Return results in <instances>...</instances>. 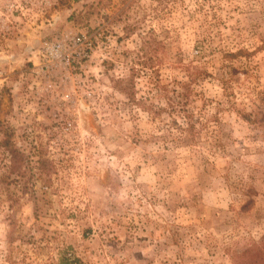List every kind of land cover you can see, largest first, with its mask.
Wrapping results in <instances>:
<instances>
[{
  "label": "rangeland",
  "instance_id": "obj_1",
  "mask_svg": "<svg viewBox=\"0 0 264 264\" xmlns=\"http://www.w3.org/2000/svg\"><path fill=\"white\" fill-rule=\"evenodd\" d=\"M259 110L264 0H0V264H264Z\"/></svg>",
  "mask_w": 264,
  "mask_h": 264
},
{
  "label": "built area",
  "instance_id": "obj_2",
  "mask_svg": "<svg viewBox=\"0 0 264 264\" xmlns=\"http://www.w3.org/2000/svg\"><path fill=\"white\" fill-rule=\"evenodd\" d=\"M92 42L83 32L63 36L43 43L35 51V65L38 72L45 69L68 68L75 62H82L91 57Z\"/></svg>",
  "mask_w": 264,
  "mask_h": 264
},
{
  "label": "trees",
  "instance_id": "obj_3",
  "mask_svg": "<svg viewBox=\"0 0 264 264\" xmlns=\"http://www.w3.org/2000/svg\"><path fill=\"white\" fill-rule=\"evenodd\" d=\"M229 55L232 56L231 54ZM184 104L185 102L180 104V107L185 111L184 112V119H185L184 123L181 125L178 122H176V120H174L173 122H174V126H176V130H180L178 132L179 133L178 139L184 142H190L195 137V130H198L196 128L197 124L202 125L203 122H201V120L199 121L198 118H195L191 110L189 109L185 110V108L183 107ZM260 115H262V117H260ZM263 118H264L263 114L260 110L257 112L248 114V120H250L253 123L259 124Z\"/></svg>",
  "mask_w": 264,
  "mask_h": 264
}]
</instances>
